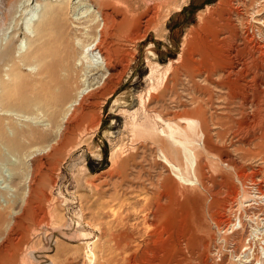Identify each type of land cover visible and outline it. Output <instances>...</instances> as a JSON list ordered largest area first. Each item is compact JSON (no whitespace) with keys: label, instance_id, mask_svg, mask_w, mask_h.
Wrapping results in <instances>:
<instances>
[{"label":"rangeland","instance_id":"374dc122","mask_svg":"<svg viewBox=\"0 0 264 264\" xmlns=\"http://www.w3.org/2000/svg\"><path fill=\"white\" fill-rule=\"evenodd\" d=\"M0 264H264V0H0Z\"/></svg>","mask_w":264,"mask_h":264},{"label":"bare ground","instance_id":"6f19581e","mask_svg":"<svg viewBox=\"0 0 264 264\" xmlns=\"http://www.w3.org/2000/svg\"><path fill=\"white\" fill-rule=\"evenodd\" d=\"M42 5H40L39 7V12L41 11V7ZM108 14V13H107ZM107 14H105V15H103V19H102V21H103V28L101 29V30H99V32H100V34H99V38H98V42H97V45L96 46H99L100 48L101 47H103L104 45H105V43H106V39H107V37H109L108 35L110 34V30H111V28L115 25V21L114 20H110L109 19V15H107ZM31 23H29V21H28V31L29 30H31V26L32 25H30ZM117 25V24H116ZM115 27V26H114ZM113 27V28H114ZM108 41V40H107ZM99 50V49H98ZM108 63V62H107ZM110 63V62H109ZM106 65V64H105ZM108 65V64H107ZM107 68V67H106ZM84 92V91H83ZM83 92L80 94V95H78V97L76 98V100L75 101H73L72 103H71V105L70 106H68V108H69V110H68V113L66 114V117L69 119V117L68 116H70V115H77L78 113H79V110L80 109H83V104H82V101H84V100H82V98H83V96L84 95H82L83 94ZM71 117V116H70ZM73 118V117H72ZM66 119V118H65ZM65 122H66V120H65ZM67 123V122H66ZM191 124H195V123H191ZM67 129H69L68 127H67Z\"/></svg>","mask_w":264,"mask_h":264}]
</instances>
